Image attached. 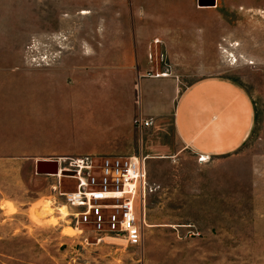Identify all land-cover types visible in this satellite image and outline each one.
Instances as JSON below:
<instances>
[{
	"label": "rangeland",
	"instance_id": "obj_1",
	"mask_svg": "<svg viewBox=\"0 0 264 264\" xmlns=\"http://www.w3.org/2000/svg\"><path fill=\"white\" fill-rule=\"evenodd\" d=\"M235 1L221 10L231 22L235 12L245 17L244 28L230 27L236 57L221 54L212 73L247 90L255 123L236 152L199 162L172 139L170 120L136 124L148 118L138 113L142 69L134 53L132 0H0V91L10 92L11 101L20 93L19 110L26 112L22 156L0 169V264H264V0ZM34 41L40 52L56 50V61L28 64ZM158 54L147 58L155 62ZM193 71L170 70L182 87L196 78ZM35 77L43 101L36 118L30 113ZM62 79L69 93L63 126L45 105L56 102ZM158 128L167 131L166 150L158 148L165 144L155 136ZM137 154L147 157L149 184L145 202L136 201L138 242L104 236L105 226L96 232L93 224L80 225L78 232L57 210L37 214L45 200L66 203L54 198V179L35 172L36 160L90 157L99 163ZM75 184L61 178L60 191H74Z\"/></svg>",
	"mask_w": 264,
	"mask_h": 264
},
{
	"label": "crops",
	"instance_id": "obj_2",
	"mask_svg": "<svg viewBox=\"0 0 264 264\" xmlns=\"http://www.w3.org/2000/svg\"><path fill=\"white\" fill-rule=\"evenodd\" d=\"M202 1L211 3V0ZM238 2L214 0V5L203 7L198 6L197 0L131 2L130 15L136 38L134 53L136 64L142 69L137 83V102L141 105L138 113L151 120L152 125L159 120H170L172 139L198 157L233 154L247 141L255 123V106L247 90L233 80L212 73V69L220 66L221 54L236 57L229 39L230 27L234 23L236 30L244 28L245 17L235 12V20L231 22L230 13L221 10V6ZM154 50L159 53L155 62L147 58H153ZM50 53L53 59L46 64H34L26 58L27 63L34 68L49 66L57 59L56 50L50 49ZM149 68L153 70L150 73ZM173 69H192L196 78L182 87L180 78L172 76L170 70ZM11 80L9 78L8 83ZM13 81L17 83L15 77ZM6 82L7 78L1 77V83ZM40 84L39 78L31 80L34 97L30 113L34 118L43 106ZM47 84L45 91L50 90ZM60 85L56 102L47 105L46 101L45 105L60 114L63 126L68 124L64 112H68L69 93L67 81L62 79ZM9 95L8 91H0V169L22 156L21 118L26 112L19 110L22 107L18 100L20 93L14 95V101L7 100ZM166 134L164 128H158L155 136L165 141L159 149L166 150L169 145ZM53 187L59 188L56 181L51 191Z\"/></svg>",
	"mask_w": 264,
	"mask_h": 264
},
{
	"label": "built area",
	"instance_id": "obj_3",
	"mask_svg": "<svg viewBox=\"0 0 264 264\" xmlns=\"http://www.w3.org/2000/svg\"><path fill=\"white\" fill-rule=\"evenodd\" d=\"M34 41L31 61L34 64L48 63L53 54L40 52ZM139 128H147L151 120L140 119ZM146 158L141 154L115 156L99 163L90 157H64L57 160V173L48 175L55 179L57 187L52 188L54 198L62 197L66 207L71 209L68 223L78 231L80 225L93 224L96 232L106 227L104 236L124 238L136 243L141 237V228L136 215L137 198L145 202L149 191ZM199 162L207 157L199 156ZM76 180L74 191H60L61 178ZM104 212V213H103Z\"/></svg>",
	"mask_w": 264,
	"mask_h": 264
},
{
	"label": "water",
	"instance_id": "obj_4",
	"mask_svg": "<svg viewBox=\"0 0 264 264\" xmlns=\"http://www.w3.org/2000/svg\"><path fill=\"white\" fill-rule=\"evenodd\" d=\"M198 6H212L214 5V0L211 3H205L202 0H197ZM35 172L40 175H52L57 173V160H37L35 162Z\"/></svg>",
	"mask_w": 264,
	"mask_h": 264
},
{
	"label": "bare ground",
	"instance_id": "obj_5",
	"mask_svg": "<svg viewBox=\"0 0 264 264\" xmlns=\"http://www.w3.org/2000/svg\"><path fill=\"white\" fill-rule=\"evenodd\" d=\"M87 11H83V13H85ZM236 45V44H235ZM233 57V55H231ZM235 60V59H234ZM165 75V74H164ZM55 210L58 211V214L60 215L58 218H66L69 213L66 210V206L62 205V206H53V202L51 200H45L43 203H41L39 210H38V215L40 217H47V216H52L55 213Z\"/></svg>",
	"mask_w": 264,
	"mask_h": 264
}]
</instances>
